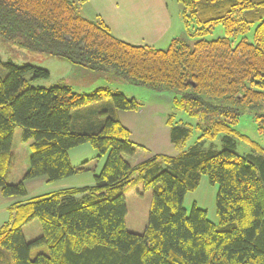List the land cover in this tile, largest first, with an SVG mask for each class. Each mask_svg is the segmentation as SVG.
I'll return each mask as SVG.
<instances>
[{
    "label": "trees",
    "instance_id": "obj_1",
    "mask_svg": "<svg viewBox=\"0 0 264 264\" xmlns=\"http://www.w3.org/2000/svg\"><path fill=\"white\" fill-rule=\"evenodd\" d=\"M177 1L185 27L187 18L196 23L190 35L196 40L172 38L159 49L116 37L102 19L83 17L74 1L0 0L2 41L134 86L174 92V107L196 122L168 116L171 143L181 146L199 132L194 145L178 155L155 154L132 166L124 155L138 144L116 110H138L135 98L108 87L79 93L64 83L34 85L48 79L49 71L0 61L6 71L0 75L1 196L26 197V180L54 183L85 171L84 164L70 163L72 148L88 144L97 158L105 157L92 185L8 206L0 248L12 264H264V149L235 130L240 116L251 111L264 135V0ZM217 25L224 36L204 38ZM104 102L107 110L101 109ZM16 127L30 142L29 166L21 181L7 183ZM219 135L220 150L203 148L204 140ZM236 139L248 143L252 154H238ZM201 174L217 185V223L196 204L189 212L183 206ZM133 181L152 190L141 233L125 226L124 191ZM33 219L41 234L26 241L22 226ZM36 248L44 250L32 256Z\"/></svg>",
    "mask_w": 264,
    "mask_h": 264
},
{
    "label": "rangeland",
    "instance_id": "obj_2",
    "mask_svg": "<svg viewBox=\"0 0 264 264\" xmlns=\"http://www.w3.org/2000/svg\"><path fill=\"white\" fill-rule=\"evenodd\" d=\"M168 13L172 18V25L166 35L155 44L156 48L166 49L172 38L183 37L188 43L192 44L196 38L191 37V33L197 28L193 19L187 18V28L185 27L182 17L184 8L177 0H166ZM252 30L247 34L249 40L252 38ZM224 36V30L221 25H217L212 32L204 38L215 39ZM239 39V38H238ZM0 61H12L18 65L30 63L34 66L44 68L49 71L48 79H40L33 82L34 85L50 87L57 84H67L74 91L79 93H90L97 87H108L113 92H121L127 97H133L140 104L136 111L116 110V116L120 122L126 126L130 132L132 141L138 144L132 155H124V158L130 165H136L138 162L151 157L154 154H166L171 156L178 155L181 151L187 150L194 145L199 135L198 131L187 139L181 146H174L169 137V127L166 124L168 116L172 115L177 123L195 124V119L188 117L182 111L176 109L173 104V98L177 96L170 91H153L145 87L134 86L123 80L114 78L105 73L93 72L83 66L72 65L66 60L59 57L30 52L23 48L14 45L11 42L2 41L0 39ZM6 71L0 66V75L5 76ZM107 101L111 104L110 99ZM105 101V102H107ZM102 103L101 109L107 110L108 103ZM264 110V108H263ZM260 110V111H263ZM256 120L251 111L244 112L235 125V130L238 133L246 135L250 140L256 142L264 149V135L257 130ZM221 136L219 135L214 140H204V149L220 150L222 147ZM29 141L25 142L21 139V130L16 127L12 134V144L10 148L11 160L10 168L6 178L7 183H17L21 181L23 175L28 169L29 164ZM77 149L72 148L70 152L71 164L73 166L81 165V159H87L85 166L87 171L75 173L73 175L62 178L54 183H47L41 179L26 180L25 187L29 199L34 195L57 190L58 187H78L90 185L94 182V174L98 160L90 158V154L85 148H88L93 153L92 147L88 144H83ZM236 151L241 156L252 154L251 147L248 143L236 139ZM75 157L78 159L76 160ZM138 190V191H137ZM217 185L211 184L205 174H201L198 186L196 189L186 193L183 206L187 212L190 211L193 204L206 210L207 217L214 223L218 222L215 206V196ZM126 202V229L137 228L141 224L147 223L149 203L152 198V190H144L141 182L133 181L124 191ZM13 197H3L0 195V226L8 219V203L13 201ZM144 229L138 230L136 233H141ZM22 232L26 241H31L41 234V227L37 219H33L22 226ZM40 250L33 249L32 256ZM0 264H12V259L9 253L0 248Z\"/></svg>",
    "mask_w": 264,
    "mask_h": 264
},
{
    "label": "crops",
    "instance_id": "obj_3",
    "mask_svg": "<svg viewBox=\"0 0 264 264\" xmlns=\"http://www.w3.org/2000/svg\"><path fill=\"white\" fill-rule=\"evenodd\" d=\"M70 1H74L79 6L80 14L83 17L90 20H95L97 18L102 19V21L108 26L110 31L113 33V35L133 44H148L155 46V44L158 43L166 35L172 25V18H170V15L168 13V6L166 0ZM80 147L84 146L80 145ZM77 148H79V146L75 147L74 149ZM85 149L88 151V154L92 156L90 158L98 160L95 170L92 171V173L95 175L101 170L104 164L105 157L97 158V153L93 148V153L88 150V148ZM70 152L71 150L69 151V159L71 163ZM75 159L78 160L76 157ZM86 161L88 160L85 158L81 159V161H76V163L81 162V165L84 164V167L86 168L85 171H87L90 169L85 166ZM39 179L44 180L46 182L44 177H40ZM92 184L93 183H91L90 185ZM61 188L69 187L61 186L57 189ZM125 198H127L126 195ZM24 199L25 197L13 199L11 203L15 201H22ZM11 203H8V206ZM145 225L146 224H141V226H138L137 228L144 229ZM140 229H131L130 231L138 232V230Z\"/></svg>",
    "mask_w": 264,
    "mask_h": 264
}]
</instances>
